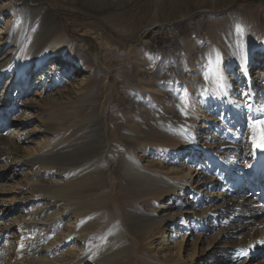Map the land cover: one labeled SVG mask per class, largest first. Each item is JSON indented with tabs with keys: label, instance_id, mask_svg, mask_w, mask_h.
I'll return each mask as SVG.
<instances>
[{
	"label": "bare ground",
	"instance_id": "6f19581e",
	"mask_svg": "<svg viewBox=\"0 0 264 264\" xmlns=\"http://www.w3.org/2000/svg\"><path fill=\"white\" fill-rule=\"evenodd\" d=\"M196 1L200 8L208 9L226 0ZM236 15L240 16L238 13ZM235 20L230 19V24L227 22L228 32L235 30ZM47 28L46 39L49 41L53 37L54 53L62 55L69 39L63 36L58 22L52 28L49 24L43 30ZM208 36L204 35L205 38ZM184 38L178 44L181 62L176 65V71L169 69L175 75L173 85L165 91L162 86L166 85L161 79H167V74L156 77L154 67L137 89L139 96L131 94L128 100L132 107L146 112L143 118L149 119L151 116L153 125L147 121L144 132L139 124L126 126L122 136L125 141L132 140L130 144L135 147L149 149L156 144L145 143L141 138L143 134L150 137L158 130H167L182 136L188 141L189 154L197 164L195 179L192 174L187 176L183 167H177L187 155L185 149L166 148L161 151L155 148L161 151L158 153L167 155L163 158L137 156L136 151L116 156L115 152L108 151L109 145L104 144L96 148V156L79 159L68 157L65 167L56 166V162H53L55 157L49 162L48 151L55 140L51 141V125L45 116L34 113L35 102L39 100L34 95L46 69H49L46 64L53 51L47 47L38 58L31 57L13 67V72L10 69L18 48L17 52L14 49L11 51V57L0 59V132L4 130V139L10 142L27 140L32 136L42 139L32 157L12 159L7 167L0 162V180L5 177L4 172L10 166H15L16 171L19 165H34L31 177L25 181L26 190H13L11 195L7 192V195H0V245H7L5 257L0 258V263L104 264L101 257L118 253L123 256L135 246L137 252L144 251L145 264H203L200 253L195 258L196 249L188 254L189 258L185 257L184 237L180 243L171 245V239L163 227L191 228L197 234L198 241H204L212 229L217 230L218 238L252 235L254 232L247 230L257 231L258 227L264 225V150L258 147L264 144V51L254 55L261 57L257 58L260 60V70H257V77H251L248 70L254 56L248 52L236 55L234 51L228 50L230 55L225 56L220 45H206L212 53V63L208 60L201 63L202 57L206 56L205 48L198 45L199 41L194 42L195 35L192 39ZM69 47L70 52L66 53L65 58H70L79 67L75 70V76L82 72V68L96 64L95 61L90 62V58L76 44H69ZM189 47L197 48L200 60L195 65L190 63ZM141 58V64L145 65L153 59V55L146 53ZM166 61L174 62V58L155 60L154 64L161 68L166 65ZM218 64L225 68L224 76L229 87L216 100H212L209 83ZM42 68L33 83V74ZM183 68L186 69L185 75H178ZM191 69L196 71L192 72ZM9 72L10 80L5 83L2 81L3 75ZM186 83L189 85L185 87ZM105 84L115 89L109 80ZM77 91L79 98L91 103L86 106L94 112L95 119L100 123L105 122L109 109L106 96L96 87H79ZM105 132V129H100L99 136ZM117 140L119 138L114 136L112 141ZM14 148L18 149L15 144ZM164 161L170 165L168 172H164L167 168ZM47 164L51 165L47 168L52 173L45 175L50 181L41 185L39 179L44 176L43 168ZM62 183L66 192L65 210L52 217L46 215L49 205L43 197L57 195L62 190ZM160 188H167V192H172L174 196L178 190L184 193V198H173L169 194L174 212L160 215L157 210L159 199L147 200L150 202L146 205L138 200L128 204L127 214L117 205L118 217L113 220L110 202L121 199L127 189L139 195L142 191L151 192ZM28 197L34 200L28 202ZM191 197L199 205V211L195 214L187 210V200ZM9 205L13 212L29 205V213L22 226L13 227L16 233H12L15 237L12 245L8 238L3 240L4 233L11 235L8 232L10 227L4 222L8 215L5 210ZM157 240L160 242L157 243ZM259 241L264 245V236ZM124 263L123 260L114 262Z\"/></svg>",
	"mask_w": 264,
	"mask_h": 264
},
{
	"label": "rangeland",
	"instance_id": "374dc122",
	"mask_svg": "<svg viewBox=\"0 0 264 264\" xmlns=\"http://www.w3.org/2000/svg\"><path fill=\"white\" fill-rule=\"evenodd\" d=\"M237 13L240 16L236 15ZM230 19H236L233 25L235 30L228 32L227 22ZM56 22L63 36L69 39V44L79 46L90 58V62L96 63L82 68L78 76H75V70L79 67L70 58H65L66 53L70 52L69 44L62 50V55H57L54 53L56 49H54L53 37L49 41L46 39L48 28L45 30L43 28L48 27L49 24L52 28ZM239 23L240 26H238ZM208 34L209 36L205 38L204 35ZM194 35V42H200L198 45L205 48L206 56L200 60L196 52L197 48L189 47V59L192 65H195L198 60L201 63L206 60L212 63V53L207 50L206 45L212 47L216 44L220 45L225 56H229L230 51H234L236 55L245 51L252 56L262 53L264 51V0H226L208 9L200 8L196 0H0V45L2 46L0 59L11 57V51L17 52L18 48L14 64L11 69L9 68L10 71L31 57L38 58L47 47H51L53 51L46 64L49 69H46L45 76L38 83V91L35 90L32 94L36 92L34 96L39 98L35 102L34 113L45 116V120L51 125L49 130L51 141L55 140L48 151L50 154L48 161L52 162L51 159L55 157L53 162H56L55 165L59 167H65L68 157L79 159L96 156V148L104 144L109 145L108 151L115 152L116 156L136 151L137 156L163 158L167 155L158 152L166 148L190 150L185 138L167 130H158L154 136L150 137L141 135L145 143L156 144V146H150L151 149L135 147L130 144L132 140L125 141L122 135L124 128L132 124H139L143 132L147 128L145 124L147 121L153 125L154 119L151 116L149 119L143 118L146 112L132 107L128 100L131 94L139 96L137 89L146 81V75L150 70L152 72L154 67L157 71L156 77L167 74V79H161L166 85L162 86L163 89L166 91L172 86L175 75L169 69L176 71V65L181 62V50L178 44L182 43L184 37L192 39ZM228 50L230 51L227 52ZM146 53H151L153 59L142 65L141 56ZM120 55L127 57H119ZM129 57L131 59H128ZM169 58H174V62L166 61V65L161 68L154 64L155 60ZM257 58L261 59L254 56L248 70L251 77L259 75L257 70H260L258 69L260 60ZM42 70L43 68L33 74V83ZM185 70L184 68L179 70L178 75L184 76ZM191 71L195 72L196 69ZM11 72L3 75V82L10 80ZM224 74V66L218 64V67L214 68L209 83L212 100H216L219 94L229 87ZM106 80H109L115 89L106 85ZM188 85L189 83H186L185 87ZM87 86L91 89L96 87L106 96V105L109 109L105 122L100 123L95 119L94 112L86 106L91 103L84 102L83 98L78 97L77 88ZM117 91L118 94H116ZM155 101L158 102L156 98ZM102 128L106 132L99 136ZM3 131L0 132L2 166L7 167L12 159H26L36 154L41 137L32 136L27 140L16 139L10 142L4 139ZM113 135L118 137L119 141L113 142ZM14 144L18 149L14 148ZM194 161L188 151L185 159H181L180 166L177 167H183L185 174L187 176L192 174L191 176L195 179L197 171H194L197 164ZM164 165L167 167L164 172H168L170 165L167 161H164ZM49 166L51 165L47 164L43 168L44 176L39 179L41 185H46L50 181L48 175H45V173H52L51 169L47 168ZM14 167L10 166L4 172L5 177L0 180L1 196L11 195L13 190L27 189L25 181L26 178L31 177L30 172L31 169L34 170V165L25 163L19 165L16 171ZM60 187L62 190H59L57 195H53L54 197H43L49 205L45 214L51 217L65 210L64 183ZM167 191V188H160L151 192L142 191L139 195H135L127 189L121 199H113L110 202L113 220L118 217L117 205L122 208L124 214H127L128 204L138 200L146 205L150 202L147 200L159 199L157 210L160 215L174 212L169 194L173 198H184V193L178 190L174 196L172 192ZM33 200L34 198L28 197L26 201ZM187 205L189 212L195 214L199 211L197 209L199 205L194 197L187 200ZM5 212L8 215L4 218V222L7 227H10L8 232L11 235L4 233L3 240L8 238L12 245L15 239L12 233H16L13 227L22 226L24 219L28 216L29 205L23 210L15 209V212L9 205ZM263 226L258 227L256 232L253 229L247 230V232L253 231L252 235L238 234L218 238L217 230L212 229L209 230L204 241H198L197 234L191 228L183 230L180 226L166 225L163 231L166 230L173 246L180 243L184 237L185 257L189 258L188 254L196 249L195 258H198L200 253L203 264H264V245L259 241L264 236ZM251 241H254V244ZM158 242L160 241L157 240ZM5 248L7 245H0V258L5 257ZM101 258L104 264H114L118 260L125 261L124 264H145L144 251L137 252L135 246L123 256L118 253Z\"/></svg>",
	"mask_w": 264,
	"mask_h": 264
},
{
	"label": "snow or ice",
	"instance_id": "6c2138e0",
	"mask_svg": "<svg viewBox=\"0 0 264 264\" xmlns=\"http://www.w3.org/2000/svg\"><path fill=\"white\" fill-rule=\"evenodd\" d=\"M262 150H264V144L258 145Z\"/></svg>",
	"mask_w": 264,
	"mask_h": 264
},
{
	"label": "trees",
	"instance_id": "16d2710c",
	"mask_svg": "<svg viewBox=\"0 0 264 264\" xmlns=\"http://www.w3.org/2000/svg\"><path fill=\"white\" fill-rule=\"evenodd\" d=\"M88 43H90V42H88Z\"/></svg>",
	"mask_w": 264,
	"mask_h": 264
}]
</instances>
